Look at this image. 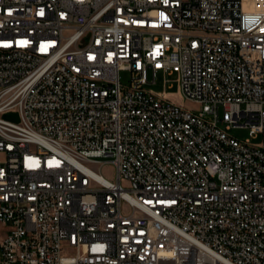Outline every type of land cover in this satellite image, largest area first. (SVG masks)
<instances>
[{
	"label": "built area",
	"instance_id": "1",
	"mask_svg": "<svg viewBox=\"0 0 264 264\" xmlns=\"http://www.w3.org/2000/svg\"><path fill=\"white\" fill-rule=\"evenodd\" d=\"M0 264H264V0H0Z\"/></svg>",
	"mask_w": 264,
	"mask_h": 264
},
{
	"label": "rangeland",
	"instance_id": "2",
	"mask_svg": "<svg viewBox=\"0 0 264 264\" xmlns=\"http://www.w3.org/2000/svg\"><path fill=\"white\" fill-rule=\"evenodd\" d=\"M121 77L123 79L124 82H127L128 81V78H129V72L128 71H123L121 73ZM174 76H170L169 77V82L167 84V87H166V90L167 92L169 93H177L179 88H178V84L174 81H171V80H174ZM164 84H165V81H164V78L162 76H160L158 79H157V83L155 84H152L150 87L154 88L156 91H163L164 90ZM179 102H183V104L187 107H190L192 109H197L199 106L189 100H179ZM224 127V125H223ZM227 132L230 134V135H233L239 139H245L248 137L249 135V129L248 128H244V127H230V129H227ZM258 141V140H257ZM108 173L110 174V172L113 171V168L111 167V165H108Z\"/></svg>",
	"mask_w": 264,
	"mask_h": 264
},
{
	"label": "water",
	"instance_id": "3",
	"mask_svg": "<svg viewBox=\"0 0 264 264\" xmlns=\"http://www.w3.org/2000/svg\"><path fill=\"white\" fill-rule=\"evenodd\" d=\"M7 117H11V118H16V120H18V116L16 113H8L6 114Z\"/></svg>",
	"mask_w": 264,
	"mask_h": 264
}]
</instances>
